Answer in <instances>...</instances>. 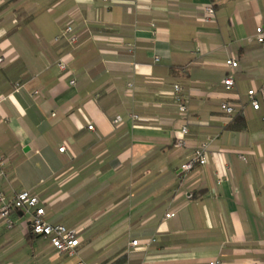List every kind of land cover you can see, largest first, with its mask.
Returning <instances> with one entry per match:
<instances>
[{
  "label": "crops",
  "instance_id": "crops-1",
  "mask_svg": "<svg viewBox=\"0 0 264 264\" xmlns=\"http://www.w3.org/2000/svg\"><path fill=\"white\" fill-rule=\"evenodd\" d=\"M262 22L264 0H0V190L31 189L47 222L79 230L70 257L11 210L0 264H264V96L247 102L264 89ZM68 24L75 48L55 40ZM174 83L188 105L182 146ZM223 101L240 106L243 128L229 127ZM207 136V163L181 181Z\"/></svg>",
  "mask_w": 264,
  "mask_h": 264
},
{
  "label": "built area",
  "instance_id": "built-area-1",
  "mask_svg": "<svg viewBox=\"0 0 264 264\" xmlns=\"http://www.w3.org/2000/svg\"><path fill=\"white\" fill-rule=\"evenodd\" d=\"M214 18V9L212 6L208 5L204 7V16L205 21H211ZM55 40H64L71 48H75L78 45V34L74 31L72 25H66L56 36ZM254 40L260 45L262 52H264V22L260 23L255 27L254 30ZM2 58H0V61ZM158 57H154V61H158ZM225 65L230 68H235L237 62L232 57H229L225 60ZM56 65L61 71H68L66 61L60 57L56 61ZM71 85L75 83L74 79H71L69 82ZM223 84L226 89H230L233 85V79L230 76H227L223 79ZM128 86L132 88V83H128ZM20 87V84L15 83L14 88L17 90ZM33 95L37 94V91L32 92ZM260 94L264 96V89H249L247 91V102L253 109H258L260 107L259 100L257 95ZM171 98L173 103L176 106L178 117L180 122V136L176 139L175 143L177 146H182L184 144V136L188 133V105L184 98L182 87L178 83L172 84ZM240 106L231 104L227 101H223L220 104V109L228 116H232ZM133 118H136V115H132ZM115 123H119L121 118L119 116L115 117L113 120ZM88 129H92V125L87 126ZM214 136H207L205 140L199 143L192 150V155L189 160L182 163L180 166V180L184 181L188 174L196 166H203L208 161L210 144L213 141ZM64 145L58 148V151L62 152L64 150ZM241 158H243L241 156ZM244 159V158H243ZM7 159L0 155V170L3 171L4 165L6 164ZM22 210L30 216L29 225L33 234L38 235L42 238H45L49 241L52 247L58 253H65L66 255L73 257L76 255V246L79 243L78 232L76 228H67L61 223L51 224L44 219V207L40 197L33 192L31 189H22L16 192L11 198L6 197V195L0 190V218L5 221V224L10 228L13 224V221L9 217L11 210ZM174 216V212H168L165 214V217ZM154 239L146 240L142 243V247L147 249L150 243ZM138 244L137 240L130 241L131 246ZM72 264H88L77 258L73 261ZM207 264H224L223 260L220 257H216Z\"/></svg>",
  "mask_w": 264,
  "mask_h": 264
},
{
  "label": "trees",
  "instance_id": "trees-1",
  "mask_svg": "<svg viewBox=\"0 0 264 264\" xmlns=\"http://www.w3.org/2000/svg\"><path fill=\"white\" fill-rule=\"evenodd\" d=\"M229 127L233 128V129H238V128H243L244 127V119L243 117L240 115V111H236L233 115H232V119L229 123ZM29 234H33L31 227L29 226ZM35 235V234H33Z\"/></svg>",
  "mask_w": 264,
  "mask_h": 264
},
{
  "label": "rangeland",
  "instance_id": "rangeland-1",
  "mask_svg": "<svg viewBox=\"0 0 264 264\" xmlns=\"http://www.w3.org/2000/svg\"><path fill=\"white\" fill-rule=\"evenodd\" d=\"M15 5H16V4H13V6H15ZM25 26H27L29 32L33 30V26H31V29H30V26H29L28 24L25 25ZM31 34H32V35L34 34L33 31H32Z\"/></svg>",
  "mask_w": 264,
  "mask_h": 264
}]
</instances>
